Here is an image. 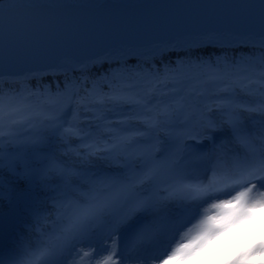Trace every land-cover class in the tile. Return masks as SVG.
Here are the masks:
<instances>
[{"label": "snow or ice", "instance_id": "obj_1", "mask_svg": "<svg viewBox=\"0 0 264 264\" xmlns=\"http://www.w3.org/2000/svg\"><path fill=\"white\" fill-rule=\"evenodd\" d=\"M5 77L0 213L33 206L0 264H65L78 246L95 259L105 232L101 264L149 234L154 264H192L225 238L239 247L224 264L264 256V0H0ZM52 213L59 243L36 232Z\"/></svg>", "mask_w": 264, "mask_h": 264}, {"label": "bare ground", "instance_id": "obj_2", "mask_svg": "<svg viewBox=\"0 0 264 264\" xmlns=\"http://www.w3.org/2000/svg\"><path fill=\"white\" fill-rule=\"evenodd\" d=\"M207 143H208V141L205 139L204 144H207ZM28 200L33 201L31 198H28ZM214 202L218 203L219 201H214ZM18 204L20 207V213H19V215L15 221V226L13 229V233L10 236V240L6 244V250L7 251H10L11 248L16 243L17 239L21 238L25 234V229L30 223V217H24L25 215L21 209V202L19 201ZM9 207L10 206L7 203H5L3 206V209H2V213L5 212L6 210H8ZM207 207H210V205H205V208H207ZM179 211H180L179 208L173 209L174 213L179 212ZM200 211H201V217H199V218H202L203 213H204V208H202ZM49 219H53V220H49ZM53 225H56V227H53ZM58 226L63 227V225H61L60 223L57 222L56 217L50 216V217H47V218L41 220L39 228L36 230V232H37V234L50 233V232H48V229H53V230L56 229V231H54V233H51L52 234V242L53 243H59L58 237H59L60 233L58 230ZM40 229L42 232H40ZM168 231H169V226L167 225V223H162L161 224V233L164 234V233H167ZM103 237L104 238H101L98 236V237L94 238V240H93V244L96 245V247L91 250V253H92V256H95V259H92L90 257H85L84 261H81L80 257L77 256V253H80L82 255L84 251H89V249L87 247H84V246H78L74 252H71L68 254V256L65 260V264H101L102 260L110 253V250H111V241L107 239L106 232L103 234ZM257 238H259L258 235H257ZM111 239L113 240V237ZM231 245L237 246V248L239 247V245H235L233 243H231ZM97 248H99V250H100L99 256H96V249ZM104 249H108L109 251L105 252ZM156 254H157L156 246H152L148 243H145L143 246H141L140 249L137 250L136 253H134V252H130L128 254L124 253L125 264H154L151 257L153 255H156ZM230 255L225 254L224 257L233 258L232 252ZM225 259L226 258H224V260Z\"/></svg>", "mask_w": 264, "mask_h": 264}, {"label": "rangeland", "instance_id": "obj_3", "mask_svg": "<svg viewBox=\"0 0 264 264\" xmlns=\"http://www.w3.org/2000/svg\"><path fill=\"white\" fill-rule=\"evenodd\" d=\"M253 87L258 88L259 85H253ZM203 98H204V97H203ZM245 98L247 99V98H253V97H245ZM254 98H255V99H259V95L257 94L256 97H254ZM204 99H205V101L202 102V97H196V98H194L193 102H194V103H198V104H200L201 106H203V104L206 102V98H204ZM69 116H70L71 123H75V124H77V125L80 126V127H85V131H86V132H87V131H90V130H88V129L86 128V125L89 123V121L75 120L71 114H68V115L66 116V118L69 117ZM252 123H253L254 126L259 127V119H257L256 121H254V122H252ZM75 130H76V129H75ZM84 135H85V132H78V134H74V135H72L71 138H70V139H71V143H72L75 147H79L81 152H85V151H86V149H85V148H82V146L80 145V139H79V137L84 136ZM63 144H64L63 141H59V142H58V145L61 146V147L63 146ZM72 158H73L74 160L77 159V157H75V156H73ZM108 170H110V171H115L116 169L113 168V169H108ZM41 199H43V198L41 197ZM20 202H21V209H22V212H24V215H25L24 217H30V208L33 206V201L28 200V199H25V200H21ZM48 217H50V216H48ZM49 220H53V219H49ZM50 222H51V221H50ZM57 222H58V221H57ZM53 227H56V225H53ZM40 232H42L41 229H40ZM48 232H50V233H54L53 229H48ZM113 240H114V236H113ZM150 244H152V246H156V245L158 244V241L153 237V240L150 242ZM234 247H235V246H234ZM111 248H112V243H111ZM140 248H141V246H140V244H138V245L136 246V250L134 249V253H136V252H137V249H140ZM231 250L234 251V253H235V248H233V249H231Z\"/></svg>", "mask_w": 264, "mask_h": 264}, {"label": "water", "instance_id": "obj_4", "mask_svg": "<svg viewBox=\"0 0 264 264\" xmlns=\"http://www.w3.org/2000/svg\"><path fill=\"white\" fill-rule=\"evenodd\" d=\"M114 2H118V0H114ZM148 2H183V0H148ZM253 27L256 31H259L258 20L253 23ZM47 77L51 76H45V78ZM5 83H9L7 77H5L3 84ZM19 212L20 208L19 204L17 203L14 207H9L8 210L0 214V251L5 248L6 244L10 240V236L13 233L15 221L19 215Z\"/></svg>", "mask_w": 264, "mask_h": 264}, {"label": "trees", "instance_id": "obj_5", "mask_svg": "<svg viewBox=\"0 0 264 264\" xmlns=\"http://www.w3.org/2000/svg\"><path fill=\"white\" fill-rule=\"evenodd\" d=\"M212 51L219 52V51H222V49H208V50H205V53L207 54L208 52H212ZM242 51L247 52L248 49H243ZM171 55L174 56L175 53H172ZM129 63L134 64V63H136V61H135V60H130ZM157 63H159V61H157ZM104 67L106 68L107 65H105ZM92 71L98 73V72L101 71V69H99V68H93ZM61 79H62V77H61ZM51 80H52V77H47V78H45V81H51ZM31 84H35V81H32ZM0 86L4 87V88H5V91H7L8 84L0 85Z\"/></svg>", "mask_w": 264, "mask_h": 264}, {"label": "clouds", "instance_id": "obj_6", "mask_svg": "<svg viewBox=\"0 0 264 264\" xmlns=\"http://www.w3.org/2000/svg\"><path fill=\"white\" fill-rule=\"evenodd\" d=\"M261 261H264V256L255 258L253 261H251V264H261ZM174 264H183V262L182 261H176V262H174ZM229 264H238V262L231 261V262H229Z\"/></svg>", "mask_w": 264, "mask_h": 264}]
</instances>
